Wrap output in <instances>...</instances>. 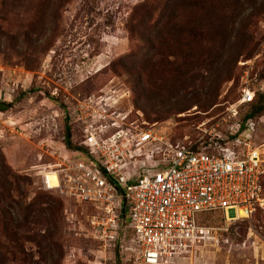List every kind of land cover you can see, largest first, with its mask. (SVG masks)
<instances>
[{
  "label": "rangeland",
  "instance_id": "374dc122",
  "mask_svg": "<svg viewBox=\"0 0 264 264\" xmlns=\"http://www.w3.org/2000/svg\"><path fill=\"white\" fill-rule=\"evenodd\" d=\"M175 24L182 33H164ZM244 85L254 101L233 117ZM104 86L170 142H230L232 125L264 107V0H0V264H140L129 229L104 241L90 207L38 188L36 166L58 160L66 129L80 140L69 109ZM253 121L243 133L264 156V109ZM200 220L213 238L166 264H264V208Z\"/></svg>",
  "mask_w": 264,
  "mask_h": 264
},
{
  "label": "built area",
  "instance_id": "2783aa9c",
  "mask_svg": "<svg viewBox=\"0 0 264 264\" xmlns=\"http://www.w3.org/2000/svg\"><path fill=\"white\" fill-rule=\"evenodd\" d=\"M107 86L69 109L80 140L62 144L58 160L40 159L36 166L39 189L92 209L91 224L101 239L118 241L129 229L140 264H166L213 238L215 228L200 216L218 212L226 223L236 222L264 208L263 150L243 133L253 121L234 123L230 142L196 148L173 143L120 113L116 104L126 93ZM112 92L122 94L116 100ZM239 96L227 111L233 117L254 93L244 85ZM50 174L56 185H50ZM231 209L234 217L227 215Z\"/></svg>",
  "mask_w": 264,
  "mask_h": 264
},
{
  "label": "trees",
  "instance_id": "16d2710c",
  "mask_svg": "<svg viewBox=\"0 0 264 264\" xmlns=\"http://www.w3.org/2000/svg\"><path fill=\"white\" fill-rule=\"evenodd\" d=\"M168 15V14H167ZM166 15V16H167ZM173 15H168L169 18H171ZM165 29V32L164 33H167L170 35L172 34H180L183 32L184 28L182 27H179L178 24H175V26H172V27H164ZM160 32H162V30H159ZM191 37H194L195 35H190ZM212 52L217 54L218 52H215L216 51V47L215 46H212L211 48ZM200 57V55H199ZM219 59V58H218ZM254 101V98L251 102L247 103V104H250ZM135 103V107H137L138 109H141V107L139 106V104L137 105V102H134ZM10 106L9 103L7 102H0V111H4L5 109H7L8 107ZM264 109V107L262 106H257V107H253L248 113H246V115L244 116L243 120L244 122L246 121H253V118H254V115L261 112L262 110ZM141 110L144 111L145 114H155V115H158V111H156L155 109L153 110V107H149V106H144V108H142ZM130 119V118H129ZM243 122V123H244ZM254 122V121H253ZM65 144L67 146H71V140H70V131L69 129H66V132H65ZM263 179H264V176L262 177V180H261V185H262V191H263V194H264V187H263ZM41 190V189H40ZM260 210V209H257V211ZM256 211V212H257ZM255 212V213H256Z\"/></svg>",
  "mask_w": 264,
  "mask_h": 264
}]
</instances>
